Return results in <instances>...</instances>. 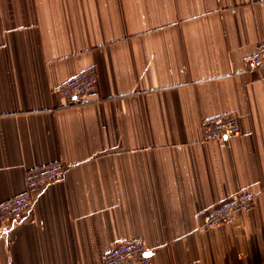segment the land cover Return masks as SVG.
<instances>
[{
    "label": "crops",
    "instance_id": "0c3cea01",
    "mask_svg": "<svg viewBox=\"0 0 264 264\" xmlns=\"http://www.w3.org/2000/svg\"><path fill=\"white\" fill-rule=\"evenodd\" d=\"M264 0H0V205L54 163L21 224L0 219V264H104L135 238L151 264H264ZM95 67L76 106L53 94ZM235 111L242 133L202 141ZM249 211L203 214L242 191Z\"/></svg>",
    "mask_w": 264,
    "mask_h": 264
},
{
    "label": "built area",
    "instance_id": "2783aa9c",
    "mask_svg": "<svg viewBox=\"0 0 264 264\" xmlns=\"http://www.w3.org/2000/svg\"><path fill=\"white\" fill-rule=\"evenodd\" d=\"M249 70L264 67V43L257 52L246 58ZM99 74L95 67H90L58 85L53 94L62 97L68 106H76L88 100L98 91ZM240 116L235 111L204 118L201 121L202 141L222 142L242 133ZM66 167L62 163H54L25 173V189L14 198L0 205V219L11 225L23 223L34 207V195L49 184L64 179ZM256 195L252 191H242L231 196L221 204L203 214L204 227L212 230L226 225L249 211ZM104 264H151L148 249L141 239L135 238L112 246L104 256Z\"/></svg>",
    "mask_w": 264,
    "mask_h": 264
}]
</instances>
